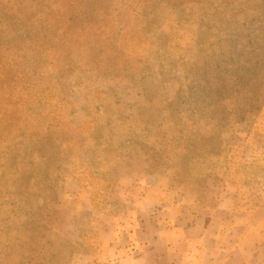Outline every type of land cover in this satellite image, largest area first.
I'll list each match as a JSON object with an SVG mask.
<instances>
[{
	"label": "rangeland",
	"instance_id": "rangeland-1",
	"mask_svg": "<svg viewBox=\"0 0 264 264\" xmlns=\"http://www.w3.org/2000/svg\"><path fill=\"white\" fill-rule=\"evenodd\" d=\"M216 203L264 264V0H0V264Z\"/></svg>",
	"mask_w": 264,
	"mask_h": 264
},
{
	"label": "crops",
	"instance_id": "crops-1",
	"mask_svg": "<svg viewBox=\"0 0 264 264\" xmlns=\"http://www.w3.org/2000/svg\"><path fill=\"white\" fill-rule=\"evenodd\" d=\"M164 217L129 218L120 236L100 247L111 264H247L241 228L230 207L216 203L193 213H164ZM144 215V213H141Z\"/></svg>",
	"mask_w": 264,
	"mask_h": 264
}]
</instances>
